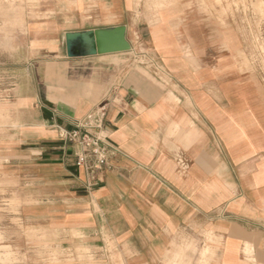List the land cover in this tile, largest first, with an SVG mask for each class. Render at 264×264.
Masks as SVG:
<instances>
[{
    "label": "crops",
    "instance_id": "1",
    "mask_svg": "<svg viewBox=\"0 0 264 264\" xmlns=\"http://www.w3.org/2000/svg\"><path fill=\"white\" fill-rule=\"evenodd\" d=\"M210 2L21 1L12 44L43 77L16 100L20 127L5 145L26 222L124 264L173 261L190 236L198 264L202 252L211 264H264V76L236 18ZM115 26L162 80L131 50L67 55V31ZM107 98L117 151L89 185L81 147L62 134Z\"/></svg>",
    "mask_w": 264,
    "mask_h": 264
},
{
    "label": "rangeland",
    "instance_id": "2",
    "mask_svg": "<svg viewBox=\"0 0 264 264\" xmlns=\"http://www.w3.org/2000/svg\"><path fill=\"white\" fill-rule=\"evenodd\" d=\"M21 1L0 0V264H124L118 254H104L70 239H57L52 232L37 228L35 222L23 219L21 182L5 164V145L20 127L12 120L20 116L16 100L33 93L43 77L37 75L42 62L21 60L26 54L18 53L12 44L22 23ZM210 1L212 6H221L222 15L236 18L246 36L251 63L264 76V0ZM146 52L135 44L130 54L139 55L141 60ZM199 240L197 236L179 239L173 261L163 264H198ZM213 259V253L202 252L201 264H211Z\"/></svg>",
    "mask_w": 264,
    "mask_h": 264
},
{
    "label": "built area",
    "instance_id": "3",
    "mask_svg": "<svg viewBox=\"0 0 264 264\" xmlns=\"http://www.w3.org/2000/svg\"><path fill=\"white\" fill-rule=\"evenodd\" d=\"M131 50H134L132 47ZM141 60L139 55L135 61L143 67L152 70L153 74L162 80L163 73L156 61L145 53ZM111 98H107L97 104L83 118L76 120L71 130H65L62 134L72 145L81 147L75 153L76 164L83 167L89 182L94 185L99 182L100 175L109 166L110 157L116 154V148L108 141L106 117Z\"/></svg>",
    "mask_w": 264,
    "mask_h": 264
},
{
    "label": "water",
    "instance_id": "4",
    "mask_svg": "<svg viewBox=\"0 0 264 264\" xmlns=\"http://www.w3.org/2000/svg\"><path fill=\"white\" fill-rule=\"evenodd\" d=\"M126 32L125 26L67 31V55L79 57L131 50Z\"/></svg>",
    "mask_w": 264,
    "mask_h": 264
},
{
    "label": "bare ground",
    "instance_id": "5",
    "mask_svg": "<svg viewBox=\"0 0 264 264\" xmlns=\"http://www.w3.org/2000/svg\"><path fill=\"white\" fill-rule=\"evenodd\" d=\"M65 39H66V36H65ZM47 233V232H46ZM45 236H48V234L47 235H45ZM249 255V254H248ZM251 259V258H250Z\"/></svg>",
    "mask_w": 264,
    "mask_h": 264
}]
</instances>
